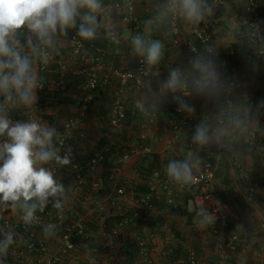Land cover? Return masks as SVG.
I'll return each instance as SVG.
<instances>
[{"label":"built area","instance_id":"2783aa9c","mask_svg":"<svg viewBox=\"0 0 264 264\" xmlns=\"http://www.w3.org/2000/svg\"><path fill=\"white\" fill-rule=\"evenodd\" d=\"M209 2L219 5L224 8H232L236 3L242 1L243 13L246 15L245 22L248 24V34L250 38L256 42H263L264 37L262 27L264 17L260 15V0H208ZM101 8L96 13L97 16H108L113 10L123 13L122 19L124 22L129 23L132 28V37L140 35L143 37V31L139 24V18L136 14L135 0H100ZM175 0H169L168 8L170 12V27L171 32L174 35L180 34V23L183 18L177 12L171 10L172 4ZM112 34H114L112 32ZM15 39L19 40L20 47L18 50L21 55H24L25 47L23 46L21 39L16 36ZM199 45L203 47L205 54L208 48L213 49V54L217 55L216 49L213 45L212 36L205 29H195L194 36L191 40L186 42V51L189 55V60L202 56L199 54ZM37 48H43L48 55V62L42 63L39 55L37 54L38 61V90L44 88V78L41 76L47 69V64L50 61V52L47 47L38 44ZM73 52L74 55L79 58L83 65L80 72H82L83 80L80 84V96L76 104V110L69 116L64 122L63 130L58 140L57 148L63 152V148L67 145V142L78 132H81L83 120L88 110L89 102L92 100L94 91L98 87L99 82L104 85L111 86L115 84V89L112 93V109H111V125L115 131H124V119L126 118V105L127 96L142 88L148 82V74L152 65H149L145 59L140 56L134 66V68H124L114 66L107 71L99 73V69L104 67L105 60L110 54L109 50L103 47L90 44L86 45V41L78 36H73ZM85 49L89 50V54H85ZM262 48L260 53H263ZM224 78V87L220 90L218 98L219 111L215 116L217 125H224L226 122V115L233 108L234 90L237 86V80L232 75H226ZM181 92L188 90V87L180 89ZM174 96L181 97L186 103L188 99L183 95L176 94ZM14 94L12 101L3 102L4 108L9 110L10 105L14 103ZM174 110L179 114H183L185 111L179 110V105L173 100ZM189 104V103H188ZM44 108L41 103H35L30 106L27 112V121L34 119L42 122V115L44 114ZM217 132V129L214 128ZM236 131V128L234 129ZM240 135L244 145L252 150L256 144L257 130L252 125H245L240 128ZM137 139L146 140L147 134L140 132ZM232 142V139H231ZM113 145L114 143H109ZM190 146L195 152L202 153L201 168L197 172H192V175L196 178V191L192 202L194 204V210L196 214L198 212L206 213L209 221L211 222L212 234L214 236V246L218 255V261L216 264H230L228 249L234 247L235 241L238 239V234L229 232V221L227 214L224 210L222 202L215 195V177L218 170L219 161L212 160L214 152L209 150L208 146L195 145L190 143ZM109 149V145H106L102 150L97 151L89 162L88 172L92 173L93 179L88 181L85 174H82L81 169L78 166H74L76 174L73 175L74 188L77 191L83 189H91L92 191H100L101 187H106L103 183L94 177L98 173L99 168L102 166L105 160V152ZM151 148L146 145H142L137 140H133L123 147L122 154L117 160V163L112 168L109 176V185L112 189L111 196L122 197L125 194V187L120 185V169L121 166L128 161L134 155L142 153H149ZM221 154L218 156L221 157ZM235 166H240V162L235 159ZM49 168L58 174V166L53 164ZM251 173L247 170L242 173L244 181L251 179ZM96 176V175H95ZM150 192L142 194L130 201L131 206L134 209V215L139 217L143 222H147L148 218L152 216L157 210V200L163 195L166 202L169 205L176 206L177 203L174 199V194L169 186L167 179L162 178V172L159 168L153 169L149 178ZM181 189L184 186L179 185ZM259 183L250 185V190L246 191V198L248 201H252L255 196V192L260 190ZM242 190L241 187L239 189ZM90 195L85 193V198ZM52 198L49 199V203L45 206L43 211L37 210L35 219L28 224H25L21 219L23 215V209H20L19 203L12 204L11 202L0 204V239L8 233L12 235L13 243L8 246L6 255H0V264H67L73 253L78 250H83L88 245L90 216L83 214L77 217V213L73 207L67 206V203L63 201V206L60 209H56L52 206ZM131 218L130 216H124L111 228H100L98 239L95 243L102 238V242L99 245L91 247L89 251H82V259L80 258L79 264L83 262L86 264H111V259L116 257V252L120 242H118L120 236H125V231L129 228ZM21 227L25 232H34L33 235L36 239L29 238L25 234H22L19 230ZM48 229L45 231V229ZM144 228V227H140ZM264 228V225H263ZM170 225L164 224L162 231L165 233H147L138 234L136 232L130 235L131 239L136 243L137 256L136 264H165L159 260L157 252L154 251V245L159 244L161 246V252L163 248H167V252L172 251V247L176 243V237L171 236L172 233ZM43 233H49L54 240L59 237V243L55 245V248L50 247V243ZM165 234V235H163ZM170 234V235H167ZM46 239H45V238ZM117 240V241H116ZM164 252V251H163ZM211 261H214L213 259ZM210 262V261H209ZM201 264V261L197 257V253L194 249H189L188 255L184 258H179L175 264ZM254 264H264V257L259 258Z\"/></svg>","mask_w":264,"mask_h":264},{"label":"crops","instance_id":"0c3cea01","mask_svg":"<svg viewBox=\"0 0 264 264\" xmlns=\"http://www.w3.org/2000/svg\"><path fill=\"white\" fill-rule=\"evenodd\" d=\"M166 2H168V0H136V13L138 16L146 18L145 15H151V17L145 19L143 29L144 39L157 40L153 37L155 34H158L162 20V17L160 16L161 13L158 12V10L167 9L168 4H166ZM206 6L207 9L205 13H202L201 20L205 19V14H210L215 17L216 22H221L224 20L230 25L229 29L225 32H223L221 26H218L217 29L211 34L213 45L215 46L216 50H219L220 48H223L232 42L234 39V29L240 27V23L237 21L236 16L233 15V11L229 12L226 10V8L213 4L209 1ZM122 16L123 13L113 10L100 22L101 28L107 30L106 36L108 35V32H116L115 34L120 45L117 47L113 46V48L110 50L109 56L105 60L104 67L99 69V73L107 71L109 68H112L113 65L120 64L118 63V61L120 62V59L122 60L123 67L131 68L134 64H136L138 58L140 57V55L133 51L131 46V25L124 22ZM199 22H188L183 18L181 20L182 38H191L194 34L195 27ZM24 31L28 30L26 29ZM168 35L172 36L173 34L172 32H169ZM162 37L165 41L163 43V55L157 64L151 66L148 82L145 86L137 89L127 96V104H129L133 110L136 108L137 102L143 105V110H136L137 116L135 117V120L139 123L126 127V133L130 135L129 137H124L125 139L117 138V142H119V148H117V150L110 156V160L112 163L116 162V158L121 151V147L128 144L131 137L132 141L134 139L136 140V136L142 131L147 134V139L145 140L144 144L149 146L151 151L149 153L134 155L121 166L120 176L122 183L128 186V184L133 180H143V175H141L140 171L146 166V164L142 162V158L146 155L148 156L147 160L149 159L150 161H153L154 167H159L163 172H166L167 164L172 160H189L194 164L192 172L199 171L201 168L200 158H198L199 154L195 152L189 143L192 141V136L196 127L200 124H203L207 128L209 136L207 145L215 147L219 146L225 137L229 138L230 140L232 139L234 141L233 143L235 144L233 149V157L238 161L243 162L246 166L251 164L252 169L254 168L252 162L255 163L256 168H261L260 166L263 165V158L250 155L241 140L240 131L238 129L234 131V129L238 127L237 125H239V123H241V119H239V121H236V119L239 118V116H242L241 114L244 115L245 112H248L249 110H246L248 108L247 105L249 106L252 104V107L259 108L263 111V115L256 121V123L260 129V132L264 134V79H262L264 75V66L262 67L260 63L255 65V72L258 76L257 81L255 82V80H246L242 83V86L245 87V90H242L241 92H238V90L236 91L235 97L240 98V100L235 106V109L233 110L234 112L231 113V115H228L226 118L225 126L222 127L220 131L215 132L214 127L212 128V124L214 123L216 114L209 113H211V111L214 109L212 103L217 102V94L210 97L205 95H197L189 86L188 90L185 92H181V90L178 89L175 93L168 92L163 99L157 98L160 84L167 79L172 69L179 67L182 68L185 73H187L190 69V65H186L184 63V58H186L184 50L178 48L176 45L171 44V41L167 38V35H162ZM70 46V42L65 38L64 34H57V36L54 38V44L50 46L59 52H63L65 50V54L57 57V59L55 57L51 58L53 62L57 63V65L56 68L50 70L47 75L45 94L49 93L51 95L52 93L56 92L55 90L57 87L62 86V88H65L66 90L61 92L58 98H66V102L68 103L55 102L54 98H51V96H47L46 98L44 97V103L46 106L41 122L45 125L54 126L57 130L56 136L62 131L64 122L69 116H71L73 111H75V103L80 95V84L77 85V83L72 82V80L78 78L77 75L80 71L79 61H76V59L71 54ZM31 50V47H29L27 51L30 52ZM85 53L88 55L89 50H85ZM164 58H166V60H164ZM35 63L36 64L33 67V70L36 75H38L37 62ZM234 71V75L239 80L246 75V69L243 63L234 66ZM54 77H57L58 79L56 80ZM254 85L258 88H262L261 95L256 99H252L255 95L253 92H250L249 89ZM114 89L115 84H112L109 89H107L105 94L107 96L112 95ZM174 94H181L186 97L189 100L193 111H185V113L182 115L170 112V104L172 102L171 98ZM97 96L100 97L99 94ZM35 97V103H41L40 93L37 88L35 89ZM98 97L93 102L92 106L87 112L85 119L83 120L81 132L76 133L69 141V145L73 149L72 159L75 157V153L79 154L83 152L97 151L100 148L101 143H103V140H101L103 136L107 135V138L114 136L111 133L109 134V131H106V127L108 126V118L105 119V117L102 115L105 112V109H101L103 99ZM13 105V109L18 110V112L16 110V113H22L23 109L27 107L21 104L18 99H16ZM132 113L135 114V111ZM106 114H109L108 111ZM23 115L25 114H13L12 117H16V119H12V121L19 122V118ZM173 117H178L181 119L177 124H174L172 120ZM140 122L143 123V127L140 126ZM224 164H227L230 167L227 174V179L234 180L236 182L238 175L236 174L237 172H235L236 170L233 168L234 165L232 161L229 159L228 163ZM60 166L62 167L63 165ZM223 167L224 166L222 164L221 169ZM104 169V166L100 167L99 172L95 174L98 176L99 180H101L100 177H102V172ZM61 183L63 182L61 181ZM66 184V182L63 183L64 187ZM65 189L66 194L64 201L70 205L69 207H73L77 214H80V210L82 215L84 213L92 215L94 210H98L99 207L103 208L102 204H97L96 206L92 205L90 208L87 206V203L75 201V195H80L81 192L77 191L75 188L72 189L71 184L65 187ZM106 190L109 191V193L106 195V198L111 199V187L107 186ZM100 197V195L94 196V198ZM104 203L106 206V212L117 211L113 208L114 204H112V202L109 201L108 203L107 201H104ZM230 210H233L232 214L235 216L242 214L241 218L243 220L241 224H238V227L247 229L252 235L254 234V230L258 227H261V223L264 222V207L262 206L251 205L250 210L246 208L244 209L245 211H241L242 208L234 205L233 209ZM165 214L166 220H169V222L171 221L172 225L177 228L181 234L187 237L189 244L198 249V256L201 264H205L210 258V247L213 241L211 224L209 222L201 224L200 221L202 218L194 217L193 224L187 225L188 223L186 222L185 218L171 216L168 213ZM144 229L145 228L142 230L140 229L138 233L143 232ZM133 233L134 232L132 231L130 234L133 235ZM43 235L47 238L52 249H54L55 245L59 243L58 236L53 240L49 233H43ZM257 237L258 236L255 235V238ZM261 246L262 250H264V240L261 243H257L251 238L247 248L243 250L244 253L238 254L237 264H249L250 259H254L258 253L257 247ZM161 249L162 248L159 244L154 245V251L157 252L158 250L157 254L161 252ZM159 255L158 258L160 261H163L165 264H170L168 258L165 259L164 255H162V257H159ZM262 257H264V255H262ZM120 260H123V258ZM69 264H73V260H70Z\"/></svg>","mask_w":264,"mask_h":264},{"label":"clouds","instance_id":"9594fccd","mask_svg":"<svg viewBox=\"0 0 264 264\" xmlns=\"http://www.w3.org/2000/svg\"><path fill=\"white\" fill-rule=\"evenodd\" d=\"M235 5L232 8H226V10L231 11L232 9H234ZM82 8L87 9V11L82 16V20L78 26L77 34L84 40H92L95 38L96 34V13H98L101 8L100 0H0V95L4 96L5 101H12L14 94V102L17 98L18 101L25 106L30 107L35 104V89L38 87V75H36L33 70L32 61L29 56L32 55L35 57L34 59L37 60L38 54L42 63L46 64L48 62L47 53L43 50V48H37L36 45H33L31 40L27 41V43L32 50L28 52L27 50L29 48L23 45L25 47L24 55L20 54V51L18 50V48L20 47V43L18 39H15V37L19 34V31L26 28L28 31L35 35L39 44L44 46H52L54 44V38L57 36V34H66V30L68 28L77 26V17L80 15L79 10ZM167 10L169 11V8H167ZM171 10L177 12L188 22L195 23L199 22L202 19L203 9L201 0H175V2L171 6ZM233 15H235L234 12ZM180 34H173L172 36L177 37L180 36ZM193 36L194 34L191 38L187 39L186 42L188 40H191ZM186 42L184 47L186 46ZM131 46L133 51L136 54L142 56L149 65L157 64L160 61L161 56L163 55L164 46L159 40H146L142 36L137 35L132 38ZM184 52L188 58V63L190 65L189 71L185 73L184 70L179 67L172 69L167 79L164 80L159 86L157 94L158 99H163L168 92L175 93L178 89H183L185 87L189 88V86L195 94L210 97L217 94L224 87L221 73L218 70L219 66L214 58L213 49L208 48L206 50V55L197 56L191 60H189V55L186 51V48H184ZM234 77L238 82L236 86L238 88L240 86V82L238 81L236 76ZM82 80L83 78H81V82ZM235 93L236 91L234 90L233 108L226 115V118L228 117V115H231V113L234 112L233 110L236 106L234 102ZM174 95L172 98L179 105V110L187 112L193 111V108L190 106L189 100L188 104L181 97ZM78 99L79 97L76 100L75 108ZM12 106H14L13 103L12 105H10V107ZM136 107L140 110H143V105L139 102H137ZM239 119H241L240 116L236 119V121H239ZM243 122L244 124H242ZM245 125H252L257 130L258 136L260 132L258 125L254 122L247 121L246 119H241V123L237 125L238 127H236V129L240 130V128ZM56 131L57 130L54 126L42 124L34 119H29V121L27 122H13L12 119L8 116V112L4 108L3 104H0V204L8 202H11L12 204L19 203L20 207L23 209V215L21 219L25 224L31 223L35 219L37 210H44L45 206L49 203L50 198H52V206L54 208L60 209L63 206L66 189L63 183H61V181L59 180V175L60 171L63 170L66 165H72L71 162L74 158L72 159L73 149L70 145L64 147L62 153L61 150L55 146L53 141L54 137L56 136ZM61 132L57 135L58 139L61 135ZM208 140L209 136L207 128L203 124L198 125L192 136V141L194 143L203 145L206 144ZM69 141L67 142V144H69ZM233 142L234 141L232 140L231 143ZM123 147H121V152L123 151ZM117 148H119V145H117ZM245 148L248 153L253 151V149L250 150L246 146ZM259 157H262L264 159V155ZM52 161H54L55 163H50ZM53 164L58 166V174L56 175L51 170V168H49V166ZM60 165L63 166L61 167ZM252 165L254 166L253 169L251 168V164H248V166H246L243 162H240V166L238 167H240L242 173L246 170L251 173L252 178V173L256 172L258 169L255 167V163L252 162ZM193 167L194 164L189 160L170 161L167 164L166 168V175L168 177L167 179L169 182V186L171 187L170 180L181 186H188L195 183L196 178L192 175ZM89 174L92 176V173ZM86 178L88 180V176ZM100 181L103 182L102 180ZM120 185L124 186L125 190L128 187L127 185L122 183L121 176ZM259 185L261 189L255 192V196H258L263 192V187L260 183ZM106 188L107 186L105 187V189ZM237 189L239 190L240 187ZM98 192V195L103 197L104 201H107L108 203L110 201L112 202V204H114V206H120L118 203H115L113 201V196V199L106 198V195H103L102 191ZM124 195L122 196L123 198H116H118V200H121L123 205H125L126 203L125 208L123 209L124 212H126L127 207H133L130 204V201L132 199L125 198ZM162 198L165 197L161 195L160 199L157 200V210L152 216L156 215V213L158 212L159 201ZM246 202L247 204H249V207H247V209L249 210L251 205H259L264 207V200L260 201L258 204L254 202V199L252 201H248V199L246 198ZM114 206L113 208L117 211L120 209L115 208ZM102 207L103 208L99 207L98 210H94V213L92 215L86 213L84 214L90 216V218L94 215L105 214L106 206L102 204ZM190 209L194 210V204L192 200L190 201ZM225 212L226 214H228L226 210ZM196 217L202 218V220L200 221L201 224L207 222L211 224L206 213L198 212L196 214ZM241 222L242 221H240L239 223H235V229L238 230L240 228L238 227V224H241ZM167 224L170 225V223L168 222ZM261 224V227H258L254 230L253 235L248 231L250 237L257 243H261L264 240V222ZM102 227L105 228V225L102 224L97 226V230L90 229L89 227V237H86L88 238V245L85 246L83 250L74 252L73 257H71L70 260H76V264H79L80 258L82 259V251H89L91 247L99 245V242H102V238H100L98 242L95 243L98 239L100 228ZM47 230L48 229L46 228L45 231ZM169 230L171 231V226ZM237 230L231 232L237 233L239 240V232ZM136 233H138V231ZM255 235L258 237L255 238ZM12 243L13 238L10 233L6 234L3 239H0V255H4L7 252L8 246ZM212 245L214 246V236ZM211 247L210 254L212 250ZM257 252L258 253L256 254V257H254V263L259 258H262V255H264L262 246L257 247ZM242 253L244 252L242 251L239 254ZM115 258H117V255ZM69 261L67 260V264H69ZM207 261L209 263V260ZM82 264L86 263L83 262Z\"/></svg>","mask_w":264,"mask_h":264},{"label":"trees","instance_id":"16d2710c","mask_svg":"<svg viewBox=\"0 0 264 264\" xmlns=\"http://www.w3.org/2000/svg\"><path fill=\"white\" fill-rule=\"evenodd\" d=\"M202 2V9L203 12L205 13L206 9H207V3L208 0H201ZM167 4V2H166ZM80 15L77 17V26L76 27H70L66 30V34H64L65 38L70 42V50H71V54L73 55V57L76 59V61H79V68L80 70L82 69L83 65L81 64L79 58H77L74 55V48H73V36H78V26L79 23L82 20V16L83 14L87 11V9H80ZM231 11L234 12V14L236 15V19L237 21H239L240 23V27H237L236 29H234V39L232 40V42H230L229 44H227L226 46H224L223 48H220L219 50L217 49V51L219 52L217 55H214V58L218 64V70L221 73V78L224 81V78L227 77L226 75H232L235 76V71H234V66H236L237 64H241L243 63L246 69V75L243 78H240V80L238 79V81L241 83L240 86L236 89L235 91L238 90V92H241L242 90H245V87L242 86V83L246 80H255V82L258 79L257 73L255 72V65L256 64H261L262 67L264 66V52L260 53L262 48L264 50V41L263 42H256L254 40H252L247 32L248 30V24L245 21L246 19V15L242 12V1H240L238 4L235 5L234 9H232ZM158 12L161 13V25L158 31V34H155L153 38L159 40L162 42V44L165 42L162 35H167V38L171 41V44L176 45L178 48H181L182 50H184V45L186 42V38H182L181 34L180 36H169L168 33L170 32V14L169 11L167 9L164 10H158ZM260 15L262 17H264V0H260ZM146 18L143 17H139V24L140 27L143 31L144 29V23H145V19H147L148 17H151L150 14L145 15ZM103 19V16H97V23L95 25L96 27V34H95V38L92 40H85L86 41V45H90V44H94L100 47L105 48L106 50H111L113 48V46H118L119 44V40L116 37V32L114 31L112 33L108 32L107 34V30L101 28L100 26V22ZM263 28H264V21L262 24ZM218 26H221V28L223 29V32H225L226 30L229 29V24L226 21H221V22H216L215 21V17L210 15V14H205V19L201 20L198 25L195 27L197 29H205L207 32H209L210 34H212ZM25 29H22L19 31V34L17 35L20 39L21 42L24 46H27V48H29V44L27 43V41L31 40L33 45L38 46L39 42L37 41L36 37L34 34H32L30 31H24ZM111 31V30H108ZM263 37H264V31H262ZM48 51L50 52V61L47 64V69L45 70V72L43 74H41V76L44 78V88L43 90H38L40 93V101H41V105L43 106V108H45V98L47 96H51V98L53 97L55 102L58 103H68L66 102L67 99L66 98H58L59 94H61V92L65 91L66 89L62 88V86H59L56 88V92L52 93L51 95L48 93L45 94L46 91V84H47V75L49 73L50 70L55 69L57 63L53 62V60L51 58L55 57L57 59V57L65 54V50L63 52H59L58 50L54 49L53 47L50 46H46ZM199 54H201L202 56H204L205 51L203 49L202 46L199 45ZM27 55V54H26ZM31 61H32V67L35 66V62H37L38 65V61L36 59H34V56H29ZM186 58H184V63L186 65H189L188 63V58L185 55ZM164 60H166V58H164ZM118 63L120 64H116L119 67H122L123 63L122 60L120 59V62L118 61ZM135 64L131 67L134 68ZM189 67V66H188ZM126 68V67H124ZM58 73V72H57ZM58 75V74H57ZM83 73L80 72L77 75V79L75 78L74 80H72L73 83H77L81 84V78H83ZM56 80L58 79L57 77H54ZM261 78V77H260ZM262 79H264V75L262 77ZM68 87V86H67ZM110 86L104 85L103 83L98 84V87L95 89L94 91V98L92 99V101L89 103V108L92 106L93 102L97 99V95L99 94L100 97L98 98H102L103 99V104L101 109H105V112L103 115V117L108 118L107 122H108V126L106 127V131H109V134H113L115 138L110 137L107 138V135L103 136L101 138V140H103V143H101L100 148L97 150H102L106 145H109V149L105 152V160L102 163L101 167H105V169L102 172V177L101 180L103 181V185L104 186H110L109 185V176H110V172L112 170V168L115 166L116 162H113L110 160V156L117 150V145L119 144V142H117V138H122L125 139L124 137H128L130 136L128 133H126V127L129 125H136L139 122L135 120V117L137 116L136 114V110L138 109L137 107L133 108L127 104L126 105V118L124 119V131H115V129L113 128V126L111 125L110 121H111V109H112V95L107 96L105 94V92H107V89H109ZM250 92L254 93V97L252 99H256L261 95V91L262 88H258L257 86H251L250 88ZM62 90V91H61ZM220 95V91L217 93L216 95V99L217 102L212 103L213 104V110L211 111V113L209 114H218L219 111V102H218V98ZM42 96V97H41ZM45 97V98H44ZM17 99V98H16ZM4 96L0 95V104H3L4 102ZM240 98L235 97L234 98V102L235 105H237V103L239 102ZM170 112L178 114L177 112L174 111V103L171 102L170 104ZM253 105L250 104L249 106L247 105V109L249 110L248 112H245V114H241L242 116H240L241 119H246L247 121L250 122H254L256 123V121L261 118L262 114V110H260L259 108H255L252 107ZM29 106H27V108L23 109V112H19L20 114H25L22 117L19 118V122H27V112L29 110ZM17 109H13V106L9 108L8 110V114L9 117L13 120L16 119V117H12L13 114H19L16 113ZM101 110V111H103ZM108 111L109 114H106V112ZM133 111H135V114L132 113ZM18 112V110H17ZM181 118L178 117H173V123L177 124L178 121ZM135 122V123H134ZM141 123V122H140ZM214 123H216V121L214 120ZM212 124V128L215 127L217 129V131H220L222 127L225 126L224 125H217V124ZM244 124V122L242 123ZM257 124V123H256ZM140 126H144L143 123L140 124ZM140 128V127H139ZM144 132V131H142ZM123 135V136H122ZM58 138L57 136L54 137V144L55 146H57L58 144ZM137 142H139L142 145H145L144 142L145 140H140V139H136ZM113 142V145H110L109 143ZM130 142H132V140L130 139ZM190 143H194L193 141H191ZM189 143V144H190ZM70 144V142H69ZM69 144L65 145L69 146ZM121 144V143H120ZM195 145H198L197 143H194ZM205 146L209 147V150L214 152V154L212 155V160L214 161H219V168L216 172V177H215V195L216 197L222 202L223 206H224V210H226L228 212L227 214V218L229 221V231H234L237 230L235 229V223H239L240 221H242L243 219L241 218L242 214H237L238 215H233L231 214V212L233 210V206L237 205L238 207L242 208L241 211H245L244 209H246L247 207H249L246 202V191L250 190V185H253L256 182H259L261 184V186L263 187V192L260 195H256L254 198V202L258 203L262 200H264V159H263V165L260 166L261 168H259L256 172H253V176L250 180L248 181H244V178L242 177V170L240 169V167L238 166H233V168L236 170L235 172H237L236 174L239 175L237 176L236 182L234 180H229L228 178V171H229V166L224 163H228L229 159L232 161L233 165L234 164V160L235 158L233 157L234 155V143H231L229 138H223L221 144H219V146H209L206 144H203ZM64 149V148H63ZM97 151H90V152H83V153H75V157L73 159V161L71 162V166L66 165V167H64L63 169V176L65 177H73V175L76 174V170H73V167L76 165L81 169L82 174L87 175L88 177H90V174L88 172V167H89V162L91 160V158L93 157V155L97 152ZM221 157H219L218 155L221 154ZM122 154V152L120 151V153L117 156V160L120 157V155ZM199 157H202V153H198ZM250 154H252V156H262L264 155V134L260 133L257 136L256 139V144L253 147V151L250 152ZM148 156L146 155L145 157L142 158V162L146 164L145 167L142 168L141 175H143V180L141 181H135L133 180L132 182H130L128 184V187L125 190V198L128 199H134L135 197L142 195V194H147L150 192V184H149V178H150V174L152 173L153 169H155L154 165H153V161H150L149 159L147 160ZM204 161L200 159V163H203ZM50 163H55L54 161L50 162ZM223 164V168L221 169V165ZM47 166V165H46ZM159 168V167H158ZM160 169V168H159ZM161 170V169H160ZM162 172V178L167 179V175L166 172ZM251 175V174H250ZM64 178H60V180L64 183ZM92 178H90L91 180ZM168 180V179H167ZM171 189L173 191L174 194V199L177 203V205L174 206H170L166 203L165 198H162L159 201V211L156 215L151 216L150 218H148L147 222H143L140 220L139 217H136L134 215V209L127 207V211L124 212V208L125 205L122 204L121 200H118V198H112L113 201L115 203H118L120 206H114L115 208H120L118 211L116 212H112L110 210V212H105V214L102 215H94L93 217L90 218V222L88 223V226L90 227V229H94L97 230V226L99 225H105V228H111L112 226H114L117 222L120 221V219L124 216H130L131 220L130 224H129V228L125 231V236H120L118 240V242H120L118 249H117V258H120L123 260H120L121 263L120 264H136V256H137V247H136V243L133 240V238L131 239L130 237V233L133 232H137L140 231V227H145L146 229L141 232V234H144V232L147 233H165L167 231H162V228L164 226V224H166L167 222L170 223L171 226V232L172 235L171 236H175L176 237V243L174 244V246L172 247V251L170 253L167 252V248H163V251L160 252L159 257H162V255H164L165 259L168 258V261L171 262V264H175V262L179 259V258H184L188 255L189 249H194L196 250L197 256H198V249L196 247H193V245H190L188 242V239L185 235L181 234L180 231L175 228L172 225V222L169 220H166V214L168 213L171 216H175L178 218H185L186 222L188 224H193V219L194 217H196L195 211L190 209V201L194 198V193L196 191V185L195 184H191L188 186H184L183 189H181L179 187L178 184H176L175 182L171 181ZM238 183V184H237ZM241 187V191L238 190L237 188ZM105 188V187H104ZM104 188H100V191H102L103 195H107L109 193L108 190L104 189ZM107 192H106V191ZM246 190V191H245ZM114 197V196H113ZM158 202V201H157ZM20 207V205H19ZM20 209H22L20 207ZM122 210V211H121ZM240 211V210H239ZM237 217V218H236ZM19 230L22 234H25L26 236H28L29 238H33L36 239V237L33 235L34 232H25V230H22L21 227H19ZM142 230V228H141ZM239 232V240L237 239L236 242L234 243V247L231 249H228V253L229 255V261L230 264H237V256L239 253H241L243 251V249H245L247 247V245L249 244V241L251 240L250 238V234H248V230L240 227L238 230ZM165 235V234H163ZM170 235V234H167ZM212 250H211V254H210V259H209V263L207 261L206 264H216V261H218V255L217 252L215 250V246L212 245ZM6 255V253L4 254ZM199 258V256H198ZM214 261H211V260ZM254 260L255 259H250V263L249 264H254ZM59 264H64V263H59ZM189 264V263H187Z\"/></svg>","mask_w":264,"mask_h":264},{"label":"rangeland","instance_id":"374dc122","mask_svg":"<svg viewBox=\"0 0 264 264\" xmlns=\"http://www.w3.org/2000/svg\"><path fill=\"white\" fill-rule=\"evenodd\" d=\"M230 12V10H228ZM63 174V170L60 171V175L59 177L60 178H64V182H66V186L67 187L68 185H72V189H74V186H73V179L71 177H65L62 175ZM87 177V175H86ZM90 178L93 179V176L90 175V177H88V180H90ZM95 178H98V176L96 175ZM81 192V194L79 195H75V201H79L80 203H87V206H89L91 208V206H96L97 204H104V198L103 197H100V198H94L95 195H98L99 192L98 191H92L91 189H83L82 191H79ZM85 193L89 194L90 196L89 197H86L85 198ZM67 206H70L67 204ZM80 214H77L79 216H82V212L79 210ZM84 216V215H83ZM120 258H113L111 259L110 263H117V264H120L121 261L119 260ZM73 264H76V260H73Z\"/></svg>","mask_w":264,"mask_h":264}]
</instances>
